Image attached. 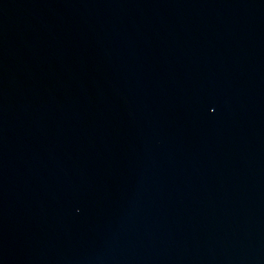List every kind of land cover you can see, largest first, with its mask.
<instances>
[{
  "label": "water",
  "instance_id": "95a60500",
  "mask_svg": "<svg viewBox=\"0 0 264 264\" xmlns=\"http://www.w3.org/2000/svg\"><path fill=\"white\" fill-rule=\"evenodd\" d=\"M0 264H264V0H0Z\"/></svg>",
  "mask_w": 264,
  "mask_h": 264
}]
</instances>
